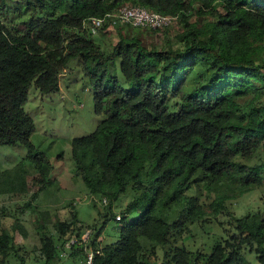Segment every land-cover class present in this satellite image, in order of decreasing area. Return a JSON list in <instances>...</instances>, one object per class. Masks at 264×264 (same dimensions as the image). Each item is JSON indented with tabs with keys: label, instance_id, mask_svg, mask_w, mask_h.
I'll return each mask as SVG.
<instances>
[{
	"label": "trees",
	"instance_id": "obj_1",
	"mask_svg": "<svg viewBox=\"0 0 264 264\" xmlns=\"http://www.w3.org/2000/svg\"><path fill=\"white\" fill-rule=\"evenodd\" d=\"M124 4L175 16L184 47L147 46L120 35L110 51L102 49L82 22ZM25 11V20L8 18ZM193 12L214 20L197 28L188 23ZM116 58L125 85L109 71ZM73 59L89 78L95 112L103 113L91 133L70 143L75 175L90 193L108 199L101 226L90 227V243L99 247L110 219L119 233L92 264H143L146 246L165 247V264H198L183 246L170 244L201 208L187 191H215L210 205L217 214L231 193L264 183V161H236L264 144V0H0V146L26 148L38 172V191L48 185L53 166L30 141L35 126L23 105L32 82L44 94L56 92ZM197 67L208 76L187 90ZM173 97L179 102L169 109ZM1 172L0 192L24 190L22 165ZM126 196L114 213L113 203ZM78 219L72 211L55 223L63 238L58 248L50 236L41 237L46 263L60 258L71 235L80 237L89 228ZM234 221V231L214 244L204 264H249L245 246L264 264V212ZM13 241L9 231H0V264H7ZM82 250L72 246L68 256Z\"/></svg>",
	"mask_w": 264,
	"mask_h": 264
},
{
	"label": "rangeland",
	"instance_id": "obj_2",
	"mask_svg": "<svg viewBox=\"0 0 264 264\" xmlns=\"http://www.w3.org/2000/svg\"><path fill=\"white\" fill-rule=\"evenodd\" d=\"M20 14L18 17L9 15L8 18L18 22L30 16L29 11ZM213 20L214 18L207 14L193 12L188 23L198 28ZM182 31V22L178 19L166 30L157 33L129 25H118L99 29L96 34L86 31V34L93 36L102 49L110 51L120 35L126 38L138 37L147 46L183 48L184 43L177 37ZM119 62L120 59L116 58L114 63L110 64L109 71L112 76H117L120 84L125 85ZM200 70L197 67L189 75L187 90L193 88L197 80L207 78L208 75L204 72L201 74ZM261 101H264V97ZM178 102V97L171 98L169 109L175 108ZM23 108L35 126L30 141L36 149L44 153L53 169L46 188L38 191L40 186L34 181L38 172L28 157L26 148L21 144L0 146L1 173L13 172L19 164L25 171L23 191L0 192V231H9L14 240L13 252L9 254L7 264H79L83 259L84 249L79 251L78 255L60 257L46 263L41 250V237L50 236L58 248L63 238L56 232L57 221L68 219L74 211L79 217L78 224L97 230L103 222L104 212L107 211L108 199L89 192L75 175L70 156L72 139L88 135L103 119V113H96L94 110L92 87L81 62L77 59L69 61L61 73L56 92L44 94L32 82L28 87ZM236 161L247 165L263 162L264 144L256 147L249 157L237 156ZM187 194L196 197L201 208L193 220H187L181 229L170 237V244L183 246L191 257L199 258L198 264H204L205 257L211 252L214 244L234 231L236 218L264 212V183L253 186L240 195L231 193L234 196L224 201L222 211L217 214L210 205L215 191L210 194L205 190H189ZM103 198L107 199L106 204H103ZM128 199L129 196L118 199L113 203L112 211L117 214ZM117 228L118 223L114 219L108 220L102 230L99 246L114 242L119 235ZM164 250L165 247L161 246L154 249L146 246L140 258L143 264H165ZM242 252L249 264H259L255 253L253 250L249 251V247L245 246Z\"/></svg>",
	"mask_w": 264,
	"mask_h": 264
},
{
	"label": "built area",
	"instance_id": "obj_3",
	"mask_svg": "<svg viewBox=\"0 0 264 264\" xmlns=\"http://www.w3.org/2000/svg\"><path fill=\"white\" fill-rule=\"evenodd\" d=\"M175 18V16L151 11L139 5L124 4L103 16L86 18L82 22V27L87 29L91 34H96L101 28H113L118 25H129L141 29L156 30L170 26ZM102 202L106 204V198H103ZM119 218L118 214L116 219ZM92 233L91 228H85L80 237L75 234L71 235L63 243V247L59 251V256H68L67 251L72 250V246L77 247L81 245L84 249V256L79 264H92L95 255H101L102 253L101 246L94 248L91 245Z\"/></svg>",
	"mask_w": 264,
	"mask_h": 264
}]
</instances>
